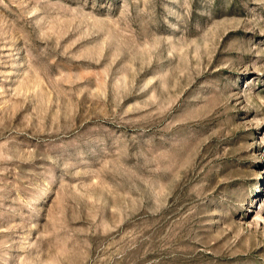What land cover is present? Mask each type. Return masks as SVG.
<instances>
[{
	"label": "rangeland",
	"instance_id": "1",
	"mask_svg": "<svg viewBox=\"0 0 264 264\" xmlns=\"http://www.w3.org/2000/svg\"><path fill=\"white\" fill-rule=\"evenodd\" d=\"M0 264H264V0H0Z\"/></svg>",
	"mask_w": 264,
	"mask_h": 264
}]
</instances>
